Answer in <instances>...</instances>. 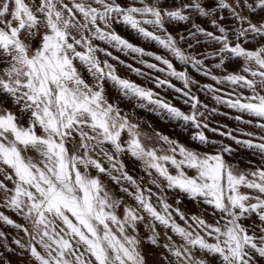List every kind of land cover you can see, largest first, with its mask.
I'll list each match as a JSON object with an SVG mask.
<instances>
[{
	"label": "snow or ice",
	"instance_id": "snow-or-ice-1",
	"mask_svg": "<svg viewBox=\"0 0 264 264\" xmlns=\"http://www.w3.org/2000/svg\"><path fill=\"white\" fill-rule=\"evenodd\" d=\"M193 10L209 18L212 31L195 22ZM220 10H229L232 24L222 23L223 15L216 18ZM258 10L264 12V0H191L175 7H164L161 0H0V207L26 224L3 212L0 222L28 237L12 243L30 264H147L143 243L164 249L163 264L264 261V134L244 132L256 138L239 139L232 131L211 128L208 120L217 109L209 110L192 92L199 82L187 70L234 86L228 99L212 84L203 88L236 110L237 121L254 123L264 133V16L254 19ZM172 21L191 22V28L173 35L167 27ZM115 24L155 42L165 54L131 43ZM201 37L207 47L196 53L193 41L201 44ZM109 48L133 54L165 78L126 64ZM234 60L240 67L227 72L226 63ZM110 61L150 79L154 88L122 77ZM206 61H213L211 68ZM108 82L119 100H109ZM164 87L181 94L189 111L155 91ZM121 100L190 125L197 146L143 131L130 118L134 112L120 107ZM205 130L252 150L259 163L248 160L250 167L242 169L241 161L232 159L236 149L210 139ZM125 154L145 175L129 174L121 159ZM125 196L133 203H125ZM181 196L210 207L213 221L205 218L207 208L200 214L183 211ZM141 225L146 239L140 237ZM7 238L0 231V247H7Z\"/></svg>",
	"mask_w": 264,
	"mask_h": 264
},
{
	"label": "rangeland",
	"instance_id": "rangeland-1",
	"mask_svg": "<svg viewBox=\"0 0 264 264\" xmlns=\"http://www.w3.org/2000/svg\"><path fill=\"white\" fill-rule=\"evenodd\" d=\"M147 3H152L153 0H146ZM191 0H161V4L164 7H175L177 3H190ZM204 2H207V0H204ZM196 23L200 24L201 26L207 28L208 30L212 31L211 24L209 22V18L206 17H200L194 10L190 11L189 13ZM247 14V13H245ZM223 15L226 17L225 20L222 21L225 25H230L233 23L232 18L229 16V10H220L216 13V18L219 19V17ZM259 16H264V12L257 11V14L254 15V19H258ZM168 30L172 32L173 35H176L177 33H187V30L191 28V22L185 23L180 21H172L167 24ZM115 30L124 38L128 39L131 43L144 48L146 51H151L156 54L164 55V50L161 49L158 45L155 44V42L144 40L143 38L139 37L134 31H132L127 26H124L122 24H115L114 25ZM151 30V29H150ZM201 44H195L194 43V51L196 53H202L206 49V45L203 43V38L201 37ZM100 43V46L102 47H108L107 45H104L103 42ZM248 47H252L253 45H247ZM110 51L113 52V55L119 56L120 60L125 61L126 64H133L135 67H139L144 71L145 73H150L152 76H160L161 78H165V74L163 73H157L155 70L147 69L143 65L137 63L136 59L133 58V54L125 55L123 52H118L115 49L109 48ZM210 50V49H209ZM193 51V50H189ZM103 58V57H102ZM143 59L148 60L152 63H158L155 61L152 57H144ZM114 63L117 67L118 74L122 77L129 78L133 81H135L138 84H141L146 87L154 88L153 83L150 79H147L142 76H137L136 74L130 72L124 65L119 64L117 61H110ZM174 64L177 66L178 69L184 70L186 66L179 64L177 61H173ZM213 61H206V64L209 68H211ZM241 61L234 60L232 62L226 63V71L231 72L237 70L240 65ZM189 74L197 80L199 83L197 85L192 86V92L197 95L200 100L208 105L209 110L215 108L217 109V113L212 115L208 123L211 128H219L220 131H232L233 135L236 136L239 139H255L256 137H248L242 135L244 132H252L255 133L256 136H259L261 134V130L255 127V124H243L235 119L236 115H239L236 110L229 108L226 104L217 103L213 98L212 94L207 92L206 89L203 88V85L205 84H212L215 88L221 89L220 92L217 93V95L222 96L224 99H228L229 97L226 95L229 92L233 91V87L227 83L225 84H217L215 81L211 80L209 77L203 76L201 73L197 72L195 69L188 67L187 68ZM226 71L224 69H213L214 74L220 76L222 74H226ZM172 83L176 87H183L182 83L179 80H176L175 78H170ZM107 89H108V98L110 101L113 100H119V93L112 87L111 82L107 83ZM155 91H158L161 96H163L166 100L170 101L173 105L180 108L184 112L189 111V106L185 105L183 103V97L181 94L176 93L173 89L170 88H159L155 89ZM247 95L248 93L245 92ZM232 99H235L236 96L233 95L231 97ZM120 107L124 110V112H127L129 114H132L134 112V115H130V118L134 122H140L141 128L143 131L148 132L149 134L153 133V130L158 131L160 133H163L164 135L169 136L172 139L178 140L181 144H184L188 147H196L197 145L194 144V142L191 141L190 137L195 131L190 125L185 126L182 122L174 121L168 119L166 116L163 118L161 115H158L156 112L148 110V109H140V108H134V105L132 103H129L128 101L121 100L119 101ZM204 109H201L203 111ZM244 119H250L246 114L244 115ZM151 126V127H150ZM226 126V127H225ZM205 134L212 140L217 141H223L225 144H230L234 149H236V153L232 159H239L241 161L240 167L242 169H246L250 167L246 163L248 160L254 161L256 164L259 163V157L254 156L252 154V150L245 148L242 145L235 144L234 141L228 139L227 137H222L218 135L215 132L205 130ZM145 143H149L148 141H145ZM153 145H155V140L151 141ZM203 150V149H202ZM123 160L126 170L129 172V174L133 175L134 177L139 178L142 175H145L140 168L139 162L135 161L134 158H132L130 155H123L121 157ZM105 167H107V164H105ZM92 175H96V171L92 170ZM101 180L104 182V184L114 192L116 196L122 195L119 192L118 186L114 185L106 176H101ZM147 181V177L145 176V183ZM153 191H156L155 188H153ZM125 203L132 204L133 202L128 198L124 197ZM168 199L170 203H175V198L171 194V192L168 194ZM181 199L183 200V203L181 205V208L186 213H196L200 214L204 212V209L207 208V214L205 215V218L209 221H213V216L211 215L212 209L206 205L199 204L197 202L191 201L190 199L181 196ZM0 212H3L5 215H8L10 218L15 220L17 223L26 224L25 221H23L18 215L13 213L10 209L0 207ZM182 223V222H181ZM161 232V243L164 242L163 237V229H158ZM0 231H4L7 234V247H0V253L3 254L2 258H0V264H30V259L26 253L22 254V250L12 243V240L20 238L23 241H26L28 237L24 235L23 232L18 231L15 228H12L11 226H8L6 224H3L0 222ZM172 235V233H169ZM148 235L147 230L144 229L143 225L140 226V237L143 239H146ZM173 239L177 241V243H180V240L178 237L173 235ZM143 253L147 259V264H163V262L160 260V254L164 252L163 248H157L153 247L150 244L143 243L142 244ZM197 256L200 255V253H196ZM261 264H264V261L261 262Z\"/></svg>",
	"mask_w": 264,
	"mask_h": 264
}]
</instances>
